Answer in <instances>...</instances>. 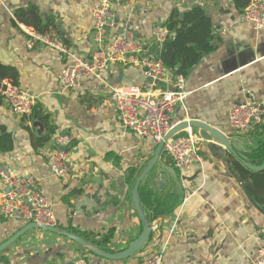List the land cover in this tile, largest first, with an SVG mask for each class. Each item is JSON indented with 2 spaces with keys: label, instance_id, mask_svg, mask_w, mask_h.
I'll use <instances>...</instances> for the list:
<instances>
[{
  "label": "crops",
  "instance_id": "0c3cea01",
  "mask_svg": "<svg viewBox=\"0 0 264 264\" xmlns=\"http://www.w3.org/2000/svg\"><path fill=\"white\" fill-rule=\"evenodd\" d=\"M98 1L0 0V64L17 71V86L30 91L36 105L49 116L54 133L45 146H51L55 134L72 139L71 176L63 185L51 174L48 160L40 155L43 147L33 140L46 129L38 121L14 116L3 97L0 126L12 135L13 148L0 152V164L34 181L52 206L61 231L90 243L82 237L88 234L99 242L94 247L114 254L142 232L130 197L156 146L122 126L105 85L86 80L77 88L63 89L59 77L66 56L39 44L28 49L24 30L32 28L15 19L16 12L35 7L42 24L49 25L47 33L89 59L97 50L92 7ZM194 7L204 11L210 38L201 59L184 77L187 96L172 113V126L180 119L204 122L221 131L234 151L245 157L264 142V119L247 132L237 133L229 125L228 111L245 99L246 92L264 109V29H253L243 20L244 7L235 0H126L113 8L116 31L131 30L145 41L147 52L155 55L153 27L167 23L175 10L182 15ZM104 79L109 85L149 90L141 69L127 61L110 65ZM189 132L200 137L197 129L189 128L176 135ZM199 146L200 163L186 171L175 169L160 152L140 183L141 208L155 218L147 243L135 255L104 259L65 236L34 229L3 256L12 264H72L77 258L88 264H136L161 248L162 264H252L257 250L264 247V211L232 169L227 150L201 137ZM25 225L0 216V244Z\"/></svg>",
  "mask_w": 264,
  "mask_h": 264
},
{
  "label": "built area",
  "instance_id": "2783aa9c",
  "mask_svg": "<svg viewBox=\"0 0 264 264\" xmlns=\"http://www.w3.org/2000/svg\"><path fill=\"white\" fill-rule=\"evenodd\" d=\"M124 1L126 0H99L93 5L92 38L97 50L89 59H83L76 52L70 51L57 36L38 33L29 28L24 30L27 34L26 47L32 49L39 44L66 56L67 63L59 77L63 89L77 88L86 80L105 85L122 126L139 138L151 140L157 146L172 127L171 115L175 108L182 106L186 99L184 77L176 75L155 55L149 54L145 41L131 30L126 28L116 31L117 19L113 8ZM242 17L253 29H264V0H249ZM111 32L113 35H110ZM151 37L154 44L161 46L170 37V32L166 27L156 25ZM118 61H127L140 68L149 90L109 85L104 79L105 72ZM0 96L16 117H29L36 104V97L30 91L11 82L0 83ZM263 119L264 109L250 92H246L245 99L228 111L229 125L237 133H245L262 124ZM199 142L200 137L189 132L187 135H176L168 139L162 150L175 169L186 171L200 163ZM71 146L72 139L69 136L55 134L51 146H45L40 151V155L48 160L51 174L63 185L68 183L71 176ZM0 216L5 220L32 223L39 227L57 226L52 206L36 189L34 181L18 175L11 167L2 164ZM163 253L164 249L160 248L136 264H162ZM72 264L88 263L84 258H77ZM252 264H264V247L257 250Z\"/></svg>",
  "mask_w": 264,
  "mask_h": 264
},
{
  "label": "trees",
  "instance_id": "16d2710c",
  "mask_svg": "<svg viewBox=\"0 0 264 264\" xmlns=\"http://www.w3.org/2000/svg\"><path fill=\"white\" fill-rule=\"evenodd\" d=\"M248 2L249 0H235V3L244 7V9ZM15 19L38 33L48 32L49 25L42 24L35 7H29L26 10L16 12ZM162 26L169 30L170 37L161 46L154 44L155 56L167 69L173 71L176 75L186 77L206 51L204 45L210 38L209 23L204 15V11L198 7H194L180 15L179 12L175 10L172 12L170 20ZM17 78L18 74L14 68L0 64V82L2 80H9L12 84L17 85ZM0 99H2V97H0ZM25 118L26 117H23L24 120ZM27 120L31 122L38 121L46 129L44 135L33 139L37 147H44L50 141V137L54 133L49 116L43 113L42 108L35 104ZM12 148V135L6 132L4 127L0 126V152L7 153L12 151ZM162 152L163 150L161 153ZM228 156L232 169L244 183L248 195L264 211V171L252 172L243 167L232 155L229 154ZM240 158L249 164L261 165L264 161V142L257 148L251 149L246 153L245 157L240 156ZM140 194L142 196L141 190ZM140 194L139 197H141ZM143 213L149 222L155 218V215L145 214L144 211ZM82 237L89 240V244L92 246H98L99 244V242L90 239V235L88 234L83 233ZM108 239L109 236L105 237L106 241ZM7 262V258L0 253V263Z\"/></svg>",
  "mask_w": 264,
  "mask_h": 264
},
{
  "label": "water",
  "instance_id": "95a60500",
  "mask_svg": "<svg viewBox=\"0 0 264 264\" xmlns=\"http://www.w3.org/2000/svg\"><path fill=\"white\" fill-rule=\"evenodd\" d=\"M180 123L177 125H174L171 127L169 132L166 134L164 137V140L160 142L156 146V151L153 159L151 162L148 164V166L143 170V172L138 176L132 191H131V207L135 210V212L138 215V218L142 224V232L138 236V238L130 243L126 249H123L117 253L111 254L107 253L101 249H98L89 243H87L85 240L80 238L77 235L73 234H68L60 230L58 226L54 227H39L36 226L35 224L29 223L25 225L23 228H21L19 231H17L13 236H11L9 239H7L5 242L0 244V253H3L8 249L12 244H14L20 237H22L26 232L34 229H39L43 230L45 232H50L53 234L65 236L71 241L77 243L80 246L86 247L88 250H90L94 255L99 256L104 259H110V260H122L125 258H129L136 253H138L144 245L147 243L148 238L152 232V223L149 222L142 211L141 205H140V197H139V186L140 183L142 182L143 178L151 171L153 166L158 160L159 154L163 149L164 142L167 141L168 139L172 138L175 136L177 133L180 131L189 128V129H197L199 136L203 140H215L219 142L226 150L227 152L232 155L243 167L246 169L252 171V172H263L264 171V161L262 162L261 165H252L247 163L246 161L242 160L240 156L234 151L232 148L230 142L228 141L227 137L218 129L213 128L209 126L208 124L192 119V120H187L183 121V119H180Z\"/></svg>",
  "mask_w": 264,
  "mask_h": 264
}]
</instances>
